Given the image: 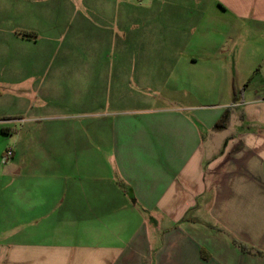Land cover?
<instances>
[{"label":"crops","instance_id":"0c3cea01","mask_svg":"<svg viewBox=\"0 0 264 264\" xmlns=\"http://www.w3.org/2000/svg\"><path fill=\"white\" fill-rule=\"evenodd\" d=\"M44 1L0 0V264H264V0Z\"/></svg>","mask_w":264,"mask_h":264},{"label":"rangeland","instance_id":"374dc122","mask_svg":"<svg viewBox=\"0 0 264 264\" xmlns=\"http://www.w3.org/2000/svg\"><path fill=\"white\" fill-rule=\"evenodd\" d=\"M44 0H42V5L44 6ZM26 20V19H25ZM22 17H19L18 15H14L13 19L11 16V28L16 26H21L22 21ZM20 31V29L18 28V32ZM6 31L4 30V32H0V37L1 36H5ZM264 43L261 40V36L260 35H250V49L251 52L249 53V55H245L242 56L241 59L245 60V61H249L252 60L255 63L252 65H246V66H235L234 69L236 70L237 68L239 70H242V77L237 78L236 82L234 83V87L237 89V95L240 96L242 92H244V89L246 88V86H250V91H253L254 89H260L261 88V80H260V75L259 72L261 71V46H263ZM21 52V49L16 47V46H11L9 49H3L0 45V58H2L3 56H6L7 54H9V56H16ZM106 56L109 60L113 61L114 59V51L113 50H107L106 51ZM249 70V71H248ZM199 71V70H198ZM248 71V72H247ZM193 74V78L190 79L189 81H192L195 79V77L198 79L199 78V74L196 71V73H192ZM246 74V75H245ZM255 74V75H254ZM198 76V77H197ZM246 76V77H243ZM245 78V79H244ZM244 79V81H242ZM251 93V92H250ZM232 96V95H231ZM207 98V100L203 99V98H196V103L199 104H224V102L227 101H232L231 98L228 99H224L218 96V98L213 99L212 97H205ZM247 98V97H245ZM181 100V101H187L181 98H177L174 96H170V101H174V100ZM193 102V99H192ZM4 164H2L3 166Z\"/></svg>","mask_w":264,"mask_h":264},{"label":"trees","instance_id":"16d2710c","mask_svg":"<svg viewBox=\"0 0 264 264\" xmlns=\"http://www.w3.org/2000/svg\"><path fill=\"white\" fill-rule=\"evenodd\" d=\"M226 119H221L218 123H216L215 125V129H220V128H223V124L222 122H225ZM232 242L234 245H236L240 250H242L243 252H247V253H254L255 251L253 250L252 247H249L248 245H246L245 243L239 241L238 239L236 238H232ZM257 253H261L259 251H256Z\"/></svg>","mask_w":264,"mask_h":264},{"label":"built area","instance_id":"2783aa9c","mask_svg":"<svg viewBox=\"0 0 264 264\" xmlns=\"http://www.w3.org/2000/svg\"><path fill=\"white\" fill-rule=\"evenodd\" d=\"M14 157V150L7 149L2 156V163L5 164L9 162Z\"/></svg>","mask_w":264,"mask_h":264}]
</instances>
